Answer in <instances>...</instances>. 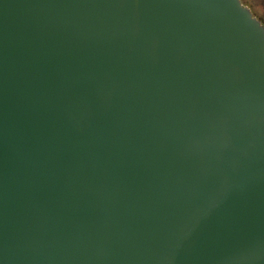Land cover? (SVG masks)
<instances>
[{
    "label": "water",
    "instance_id": "95a60500",
    "mask_svg": "<svg viewBox=\"0 0 264 264\" xmlns=\"http://www.w3.org/2000/svg\"><path fill=\"white\" fill-rule=\"evenodd\" d=\"M0 264H264L249 6L0 0Z\"/></svg>",
    "mask_w": 264,
    "mask_h": 264
},
{
    "label": "rangeland",
    "instance_id": "374dc122",
    "mask_svg": "<svg viewBox=\"0 0 264 264\" xmlns=\"http://www.w3.org/2000/svg\"><path fill=\"white\" fill-rule=\"evenodd\" d=\"M246 4L253 10V13L260 19L264 16V0H244Z\"/></svg>",
    "mask_w": 264,
    "mask_h": 264
},
{
    "label": "snow or ice",
    "instance_id": "6c2138e0",
    "mask_svg": "<svg viewBox=\"0 0 264 264\" xmlns=\"http://www.w3.org/2000/svg\"><path fill=\"white\" fill-rule=\"evenodd\" d=\"M260 21H261V26H264V16L260 17Z\"/></svg>",
    "mask_w": 264,
    "mask_h": 264
},
{
    "label": "flooded vegetation",
    "instance_id": "af4514ba",
    "mask_svg": "<svg viewBox=\"0 0 264 264\" xmlns=\"http://www.w3.org/2000/svg\"><path fill=\"white\" fill-rule=\"evenodd\" d=\"M244 2V0H242ZM246 4V3H245ZM247 5V4H246ZM248 6V5H247ZM252 10V9H251ZM253 11V10H252ZM255 15V14H254ZM256 16V15H255ZM257 17V16H256Z\"/></svg>",
    "mask_w": 264,
    "mask_h": 264
},
{
    "label": "trees",
    "instance_id": "16d2710c",
    "mask_svg": "<svg viewBox=\"0 0 264 264\" xmlns=\"http://www.w3.org/2000/svg\"><path fill=\"white\" fill-rule=\"evenodd\" d=\"M244 3H246V2L244 1Z\"/></svg>",
    "mask_w": 264,
    "mask_h": 264
}]
</instances>
